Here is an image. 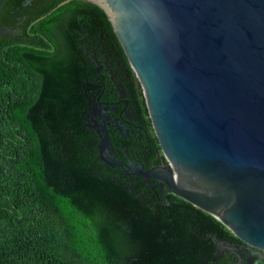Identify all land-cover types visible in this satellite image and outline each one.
Listing matches in <instances>:
<instances>
[{
  "label": "trees",
  "instance_id": "obj_1",
  "mask_svg": "<svg viewBox=\"0 0 264 264\" xmlns=\"http://www.w3.org/2000/svg\"><path fill=\"white\" fill-rule=\"evenodd\" d=\"M60 1L0 3V264H230L213 238L242 242L218 219L98 158L83 123L102 86L151 124L104 12Z\"/></svg>",
  "mask_w": 264,
  "mask_h": 264
},
{
  "label": "water",
  "instance_id": "obj_2",
  "mask_svg": "<svg viewBox=\"0 0 264 264\" xmlns=\"http://www.w3.org/2000/svg\"><path fill=\"white\" fill-rule=\"evenodd\" d=\"M87 1L111 25L167 165L115 159L106 128L115 119L97 121L106 108L90 99L83 126L97 135L98 158L264 252V0Z\"/></svg>",
  "mask_w": 264,
  "mask_h": 264
},
{
  "label": "flooded vegetation",
  "instance_id": "obj_3",
  "mask_svg": "<svg viewBox=\"0 0 264 264\" xmlns=\"http://www.w3.org/2000/svg\"><path fill=\"white\" fill-rule=\"evenodd\" d=\"M107 85H109L107 83ZM104 86L99 89L97 95L92 99L100 107H105L104 112H98L94 116L97 121H100L99 116L103 115L110 119H115V121H106L108 122L106 128L108 129V139L111 143L113 156L115 159H118L123 162L126 161V156L130 158L133 162L141 165L142 169H148L154 166H166L167 163L163 161V156L160 148L155 153L152 152L149 142V135L153 136L152 128L151 130L146 129L140 124L133 114V111L126 105V100L122 98L123 90L119 88V95L117 99H113L114 93L111 89L108 91L109 95L103 92ZM112 89H116V86ZM123 103V104H122ZM116 124L119 128H116ZM91 132L95 134L96 141L97 135L93 128H90ZM152 133V134H151ZM158 144V143H157ZM160 155L162 157H160ZM112 170V173L120 171L121 175L124 174L123 169L124 165L121 166H109ZM125 176V175H123ZM130 179L132 177H137L135 175L127 176ZM151 183L154 180L149 179ZM154 194H158L157 188H150ZM251 260L254 259L260 260L264 257V252L256 251L252 252ZM255 260V262H256ZM255 262L253 264H255Z\"/></svg>",
  "mask_w": 264,
  "mask_h": 264
},
{
  "label": "rangeland",
  "instance_id": "obj_4",
  "mask_svg": "<svg viewBox=\"0 0 264 264\" xmlns=\"http://www.w3.org/2000/svg\"><path fill=\"white\" fill-rule=\"evenodd\" d=\"M153 133V132H152ZM154 135V134H153ZM155 137V136H154ZM163 161L166 163L165 159ZM215 244V254L216 259H227L230 264H253L256 259L252 262L251 257L252 252H256L258 250L244 244L239 243H227L216 240L213 238ZM262 252V251H260ZM264 264V257L260 260H256L255 264Z\"/></svg>",
  "mask_w": 264,
  "mask_h": 264
}]
</instances>
